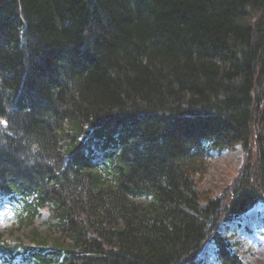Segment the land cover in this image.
I'll use <instances>...</instances> for the list:
<instances>
[{
  "label": "trees",
  "instance_id": "16d2710c",
  "mask_svg": "<svg viewBox=\"0 0 264 264\" xmlns=\"http://www.w3.org/2000/svg\"><path fill=\"white\" fill-rule=\"evenodd\" d=\"M3 200L55 236L0 234V264H246L222 227L264 204V0H0Z\"/></svg>",
  "mask_w": 264,
  "mask_h": 264
},
{
  "label": "rangeland",
  "instance_id": "374dc122",
  "mask_svg": "<svg viewBox=\"0 0 264 264\" xmlns=\"http://www.w3.org/2000/svg\"><path fill=\"white\" fill-rule=\"evenodd\" d=\"M247 161V154L240 146L232 150L212 152L205 160V170L196 174L199 187L209 194L218 195L222 188L229 187L239 177ZM49 211L41 210L31 225L17 222L10 204L0 202V234L11 242L21 241L35 244L37 239H50L55 236L49 228ZM222 235L232 244L246 264H264V204L257 203L237 220L222 227ZM204 257L208 262L214 259V249L210 242L204 243L196 257Z\"/></svg>",
  "mask_w": 264,
  "mask_h": 264
}]
</instances>
